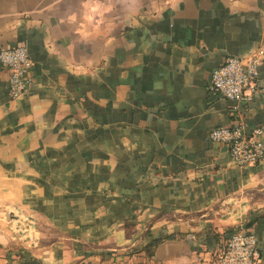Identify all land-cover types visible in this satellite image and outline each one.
Here are the masks:
<instances>
[{"label":"crops","instance_id":"obj_1","mask_svg":"<svg viewBox=\"0 0 264 264\" xmlns=\"http://www.w3.org/2000/svg\"><path fill=\"white\" fill-rule=\"evenodd\" d=\"M20 45L23 95L0 63V264H215L238 228L264 264V156L209 139L264 128V56L238 112L209 89L264 48V0H0V49Z\"/></svg>","mask_w":264,"mask_h":264},{"label":"built area","instance_id":"obj_2","mask_svg":"<svg viewBox=\"0 0 264 264\" xmlns=\"http://www.w3.org/2000/svg\"><path fill=\"white\" fill-rule=\"evenodd\" d=\"M264 48L256 47L242 56H227L210 76L209 89L233 102L231 110L238 112L240 104L252 101L258 92L259 66ZM0 63L9 71V94L16 98L27 91L31 81L32 60L25 46L0 49ZM264 128L247 130L243 122L234 126H217L209 132L213 142L229 147L233 164L251 166L264 156ZM262 254L254 233L238 228L226 238L215 264H261Z\"/></svg>","mask_w":264,"mask_h":264},{"label":"trees","instance_id":"obj_3","mask_svg":"<svg viewBox=\"0 0 264 264\" xmlns=\"http://www.w3.org/2000/svg\"><path fill=\"white\" fill-rule=\"evenodd\" d=\"M171 235H164V236H159V237H154L151 242L147 243L142 249L148 254V255H152L153 254V250L156 247V245L158 243H160L161 241H163L164 239H169L171 238Z\"/></svg>","mask_w":264,"mask_h":264}]
</instances>
